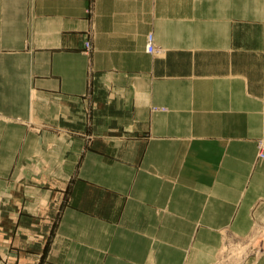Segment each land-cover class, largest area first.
Wrapping results in <instances>:
<instances>
[{"label": "crops", "instance_id": "1", "mask_svg": "<svg viewBox=\"0 0 264 264\" xmlns=\"http://www.w3.org/2000/svg\"><path fill=\"white\" fill-rule=\"evenodd\" d=\"M262 137L264 0H0V264H215Z\"/></svg>", "mask_w": 264, "mask_h": 264}, {"label": "rangeland", "instance_id": "2", "mask_svg": "<svg viewBox=\"0 0 264 264\" xmlns=\"http://www.w3.org/2000/svg\"><path fill=\"white\" fill-rule=\"evenodd\" d=\"M86 42L84 45L85 49L89 50L90 46H86ZM262 139L264 137L259 138L257 143ZM233 245L226 244L224 246L219 260L215 264H242L253 256L264 255V226L258 227L251 237L239 240Z\"/></svg>", "mask_w": 264, "mask_h": 264}, {"label": "built area", "instance_id": "3", "mask_svg": "<svg viewBox=\"0 0 264 264\" xmlns=\"http://www.w3.org/2000/svg\"><path fill=\"white\" fill-rule=\"evenodd\" d=\"M86 46H90L89 41L86 42ZM88 50V49H87ZM147 51L150 53H157L158 49L155 44L154 34H149L147 37ZM257 157L259 160H264V139L257 143Z\"/></svg>", "mask_w": 264, "mask_h": 264}]
</instances>
